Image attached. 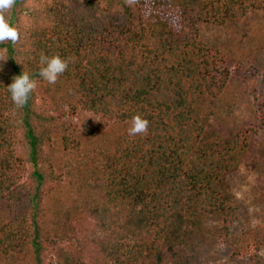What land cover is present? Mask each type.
Wrapping results in <instances>:
<instances>
[{
	"label": "trees",
	"instance_id": "obj_1",
	"mask_svg": "<svg viewBox=\"0 0 264 264\" xmlns=\"http://www.w3.org/2000/svg\"><path fill=\"white\" fill-rule=\"evenodd\" d=\"M177 1L180 30L147 26L138 2L16 0L7 18L20 41L0 44L8 58L0 62V264H42L46 244L56 248L57 264H198L206 219H236L229 178L250 135L224 126L231 72L221 52L200 40L197 23H239L264 10V0ZM41 53L71 58L54 85L39 77ZM24 71L37 88L16 108L7 85ZM240 75L264 122V75ZM72 93L103 135L108 121L137 114L149 130L114 134L104 165L93 166L94 182L50 195L56 172L46 147L61 138L65 148H80L54 102ZM87 132L93 136L94 127ZM46 195L54 201L47 211ZM80 203L96 228L88 261L82 245L67 246ZM226 242L235 256L248 252L238 236ZM254 242L263 249V228Z\"/></svg>",
	"mask_w": 264,
	"mask_h": 264
},
{
	"label": "rangeland",
	"instance_id": "obj_2",
	"mask_svg": "<svg viewBox=\"0 0 264 264\" xmlns=\"http://www.w3.org/2000/svg\"><path fill=\"white\" fill-rule=\"evenodd\" d=\"M138 5L147 26L173 30L182 28L177 0H138ZM197 26L200 40L221 52L231 72L228 103L226 102L223 108L226 118L223 120L224 126L228 131L235 127L247 131L250 135L249 145L240 154L239 166L229 178L230 189L238 205L236 219L230 224H225L218 216L206 219L200 240L198 264H264V247L256 251L254 242L256 229H264V122L255 113L252 96L244 90L243 78L240 75L241 72L264 75V10H253L236 24L220 25L199 21ZM48 98L51 100L49 96ZM54 102L61 104V107H58L59 112L64 120L71 122L70 137L79 142L80 148H65L61 138L56 140L57 144L46 147L56 172V180H51L46 186V193L50 195H57L59 186H67L69 189L74 185L78 187L83 183L94 182L93 166L104 165L108 150L114 141V134L129 135L128 129L131 126V121H108L107 129L110 130V135H103V130L96 128L97 117L83 109L75 93L70 96H58ZM54 105L50 103L48 107L54 108ZM52 112L57 114L53 110ZM90 127H94L93 136L87 132ZM100 132L102 135H99ZM137 136L139 135L132 137ZM30 170L28 165L23 173V180H27ZM52 202L53 199L46 195L45 211ZM63 203L67 207L71 201L63 200ZM79 210L81 214L76 222L77 233L69 240L67 246L75 248L82 245L85 259L88 261L93 249L90 240L96 228L94 220L82 203ZM227 236L240 237L241 242L248 246V252L235 256L233 247L226 242ZM55 253L56 248L46 244L42 264H57Z\"/></svg>",
	"mask_w": 264,
	"mask_h": 264
},
{
	"label": "clouds",
	"instance_id": "obj_3",
	"mask_svg": "<svg viewBox=\"0 0 264 264\" xmlns=\"http://www.w3.org/2000/svg\"><path fill=\"white\" fill-rule=\"evenodd\" d=\"M137 2L138 0H125L128 6H133ZM15 5L16 0H0V44L11 42L15 45L20 41V32L7 18V14ZM7 60L8 58L0 54V62H6ZM39 61L41 65L39 77L49 85L56 84L60 76L68 70L69 63L72 62L71 58H62L58 54L48 56L43 53L40 54ZM17 62L19 63V61ZM36 88L37 81L27 71L15 76L13 81L7 85L10 98L16 108H22L27 105ZM148 130L149 121L146 118H143L140 114L132 117L131 126L128 129L129 136L146 134Z\"/></svg>",
	"mask_w": 264,
	"mask_h": 264
}]
</instances>
